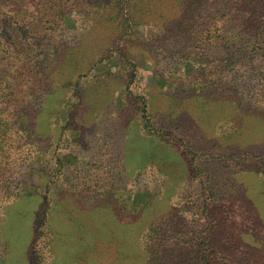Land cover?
Here are the masks:
<instances>
[{
    "label": "rangeland",
    "instance_id": "374dc122",
    "mask_svg": "<svg viewBox=\"0 0 264 264\" xmlns=\"http://www.w3.org/2000/svg\"><path fill=\"white\" fill-rule=\"evenodd\" d=\"M165 1L142 7V18L136 12L154 25H128L125 0H0V264H204L207 255L216 264H264V173L236 176L246 192L238 197L243 217H258L257 237L240 235L238 224L204 253L199 182L216 179L205 157L191 163L159 126L170 125L173 89L187 87L191 60L192 79L228 93L217 86L218 57L226 38L243 35L224 21L251 16L258 33L262 1ZM179 17L180 28L161 30ZM253 54L258 69L262 40ZM195 102L184 108L195 109L206 132L229 134L228 144L246 123L243 135L263 143L260 118H241L242 96ZM50 207L54 217L39 225ZM83 211L92 213L81 222Z\"/></svg>",
    "mask_w": 264,
    "mask_h": 264
},
{
    "label": "trees",
    "instance_id": "16d2710c",
    "mask_svg": "<svg viewBox=\"0 0 264 264\" xmlns=\"http://www.w3.org/2000/svg\"><path fill=\"white\" fill-rule=\"evenodd\" d=\"M161 2V0H159ZM249 0H242L238 4L244 5V2ZM262 1V8L264 10V0H253L251 3H260ZM174 2V1H173ZM162 3V2H161ZM152 0H125L123 8L127 10V18L124 22L128 25L134 24H151L152 21L144 20L140 21L142 18V12L144 11L142 7H150L152 5ZM166 1L161 5H165ZM140 11L139 18L136 12ZM262 28L257 29L258 33L252 28L251 16L247 17H236L231 16L224 21L227 25H231L233 29L237 28V35L242 34L243 37L238 42H232L231 39L226 38L225 44L223 45V50L218 59L222 61L221 76L217 86L227 90L226 95H215L208 91V85L212 86V80L209 79L208 85L202 84L195 79H192V75L197 71L198 66L196 62L191 60V69L187 71V87L176 86L173 90L175 91L171 98L176 100L177 109L173 116L170 118L169 123H161L159 126L162 131L168 132L177 141L180 142L181 147L185 157L190 158V162L194 160L195 156L205 157L206 165L210 168L211 175L216 179V183L209 182V180H201L199 182V197L201 199V211L200 218L204 219L205 225L203 231L196 238L197 245L202 248L204 253L216 252L218 250V238L220 235L227 234L226 232L233 229L235 225H242L238 229V233L242 236L244 235H255L259 233L256 229L257 215L253 217H243L244 210L238 203V197L245 194V188L237 180L236 176L239 178H248L253 173H264V141L260 145H253L251 142V137L243 135L246 134L247 127L246 123L239 128L238 135H235L234 131L230 136L236 141L226 143V139L229 134L206 132L200 126L196 112L192 111L194 105L196 104L195 99L199 98V103L202 101L207 102V104H212L218 101H233L240 96L243 97V104L246 110V114H243L241 118L249 119L246 117L257 116L260 118L262 124H264V58L260 61L258 69H255L253 64V57L255 58L257 54H253L254 50L259 46L260 41L264 43V12L261 14ZM182 19H174L167 23L161 25V30L168 32L173 29H178L182 25ZM228 27V26H227ZM236 35V36H237ZM231 37L235 35L230 34ZM235 36V37H236ZM190 62V61H189ZM205 70L209 69L210 65L208 62L204 65ZM179 69L181 65L177 66ZM184 71V70H183ZM199 85V92L194 91V85ZM127 88V87H126ZM256 95V96H255ZM255 96V99H254ZM188 103L189 106L193 107L190 112H187L184 105ZM150 98H145L144 104H148ZM258 102L257 107L254 104ZM242 106V110L244 109ZM149 107L147 106V110ZM195 110V109H193ZM155 116L160 115L163 118H167L166 113L164 114H154ZM246 122V121H243ZM169 128V129H167ZM191 129L195 136H197L196 141L185 139L181 130ZM186 131V130H185ZM240 134V135H239ZM231 138V137H230ZM193 158V159H191ZM253 161H258V168L252 167L251 163ZM192 163V162H191ZM263 168V169H262ZM192 172L190 173V177ZM221 176V178H218ZM216 185L218 190H211V194L208 192V188ZM214 185V186H215ZM218 191V192H217ZM51 215L54 217V211H45L42 219L39 220V225L42 224L45 219L49 222L51 220ZM97 212V210L95 211ZM80 220L87 219L91 216V211L79 212ZM239 226V225H238ZM52 228V229H51ZM82 228H77L74 233L82 236L86 232H83ZM168 228V227H167ZM48 229L54 232L52 225L48 224ZM163 229V228H162ZM162 229H157L156 227L151 230H156L157 232L162 231ZM89 230V227L87 228ZM170 232V229H168ZM164 231L163 233H168ZM188 236L195 237L194 233H189ZM224 238H226L224 236ZM229 238V237H228ZM239 238V237H238ZM204 264H216L215 258L207 255L204 258Z\"/></svg>",
    "mask_w": 264,
    "mask_h": 264
}]
</instances>
